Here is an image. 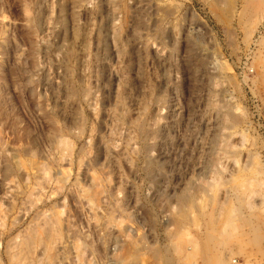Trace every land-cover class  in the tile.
I'll return each mask as SVG.
<instances>
[{"label":"rangeland","instance_id":"rangeland-1","mask_svg":"<svg viewBox=\"0 0 264 264\" xmlns=\"http://www.w3.org/2000/svg\"><path fill=\"white\" fill-rule=\"evenodd\" d=\"M243 1L0 0V264H204L210 218L235 226L229 263L264 264V19Z\"/></svg>","mask_w":264,"mask_h":264},{"label":"bare ground","instance_id":"bare-ground-1","mask_svg":"<svg viewBox=\"0 0 264 264\" xmlns=\"http://www.w3.org/2000/svg\"><path fill=\"white\" fill-rule=\"evenodd\" d=\"M233 1V0H232ZM264 1L263 0H244L243 1V3H242V5H241V7H243L242 9H241V12H239L237 15V20H238V22H244L245 23V25H246V23H249V24H252V23H254V21H253V19L256 17V19H257V21H262L263 19H264V3H263ZM213 3H215V2H213ZM215 4H217V3H215ZM213 5V6H215L217 9H218V11H220V14L217 12V10H215L216 12H215V18L217 17V19L221 22V23H227V22H229V17H228V15L226 14V13H230L231 12V14H232V12H233V9L235 8V7H233L234 5H233V3H231V4H229L228 2H226L225 3V5H220L219 4V2H218V4L219 5ZM214 7V8H215ZM211 8H212V6H211ZM214 10H212V12H213ZM211 12V13H212ZM245 13V14H244ZM227 15V16H226ZM230 16V15H229ZM232 17H233V15H232ZM232 17L230 16V18L232 19ZM254 17V18H253ZM246 19V20H245ZM256 19H255V21H256ZM245 20V21H244ZM242 22V23H243ZM256 23H258V22H256ZM225 25V24H224ZM248 26H250V25H248ZM246 29V28H245ZM247 30V29H246ZM78 35V32H74V36L76 37ZM248 35V34H247ZM263 39H264V36H263ZM260 41H262V40H260ZM264 41V40H263ZM262 41V42H263ZM261 44V43H260ZM261 58H262V56H261ZM259 61H258V63H257V68H259L261 71L260 72H262V76H260V77H264V57L262 58V59H259V58H257ZM252 62V61H251ZM254 64V63H253ZM254 70V69H253ZM261 78V79H262ZM264 80V79H263ZM86 93V92H85ZM140 131V130H139ZM60 144H62L63 145V147L65 146V147H67V145H69V143L67 144V142L66 141H60ZM61 146V145H60ZM69 147V146H68ZM62 150V149H61ZM252 158V157H251ZM249 159V158H248ZM250 162V161H249ZM236 164V163H235ZM251 165V164H250ZM19 166H20V168H21V164H19ZM243 167V166H242ZM249 168V167H248ZM245 169V168H244ZM247 169V168H246ZM245 169V170H246ZM242 170V169H241ZM253 170V169H252ZM10 171V170H9ZM249 171V170H248ZM245 172V171H244ZM255 177V176H254ZM233 179V178H232ZM256 180V179H255ZM227 181V180H226ZM252 181V180H251ZM234 182V183H233ZM250 181H248L247 179H245V176H243V175H241V176H238L235 180H232V185H234V186H232L233 187V191H234V193L236 194V199H237V201H239L240 202V199L241 198H243L242 196H241V198H240V192H241V195L244 193V188H245V190H247L246 188H250L251 186H250V184H254V182L253 183H249ZM231 186V185H230ZM244 187V188H243ZM253 188V187H252ZM242 191H243V193H242ZM249 191H252V190H249ZM194 194V193H193ZM249 198V197H248ZM183 200H185L186 198L185 197H183L182 198ZM181 199V200H182ZM227 201V200H226ZM230 202V201H229ZM206 204V203H205ZM205 204L203 203V205L205 206ZM250 204V203H249ZM202 205V207L204 208V206ZM227 205H229L228 203H227ZM226 206V205H225ZM227 207V206H226ZM230 207V206H229ZM202 208V209H203ZM230 209V208H229ZM232 209H234V208H231V210ZM179 210H181L180 208H179ZM215 210V209H214ZM219 210V209H218ZM221 210V209H220ZM188 211H189V209H188ZM205 211V210H204ZM209 211V210H208ZM181 212V211H180ZM219 212H221V211H219ZM228 213H230L231 211H227ZM226 211H225V214L227 213ZM182 213V212H181ZM184 213H186V212H184ZM184 213H182V214H184ZM211 213V212H210ZM228 213L226 214V215H224V220H226V218H225V216L228 218V216L230 215L231 216V214H232V212H231V214H229L228 215ZM191 214V213H190ZM177 215V214H176ZM184 215H186V214H184ZM183 215V216H184ZM192 215V214H191ZM210 215V214H209ZM181 216V215H180ZM214 216H215V214H214ZM219 216V215H218ZM194 217V225L195 226H197L198 224H197V222H198V220H196L197 218H195V215L193 216L192 215V218ZM211 217V216H210ZM232 217V216H231ZM221 218V217H220ZM213 220H214V218H212ZM218 220V219H217ZM228 220V219H227ZM229 220H232V218H230ZM59 221V220H58ZM219 221V220H218ZM56 222V221H55ZM183 222V221H182ZM202 222V221H201ZM52 223V222H51ZM216 223V222H215ZM225 223H226V221H225ZM207 224H209V226H210V229L206 232V234H205V236L203 237V238H200L199 240H197L195 243H192L191 244V246L193 247V249L194 248H196V250L200 253V255H201V258H202V260H203V262H204V264H231V263H229L228 261H227V259H226V255L227 254H230V252L229 253H227V250H228V248H229V245H230V242H229V240L231 239V237H233L232 236V227H235V226H232L231 228H229L230 227V225H229V227H227L226 226V224H224L223 223V225H222V227L223 226H225V227H223V229H222V227H221V230L218 232V231H215L214 229V222L211 220V218L209 219V221H208V223ZM228 224H233V223H228ZM218 225V224H217ZM219 227V226H218ZM218 229V228H217ZM29 230V229H28ZM36 230V229H35ZM30 231V230H29ZM233 231H235V228H233ZM28 232V231H27ZM32 232V235H33V231H30V233ZM35 232V231H34ZM38 232V231H37ZM177 232V231H176ZM204 232H205V230H204ZM256 234V233H255ZM55 235V234H54ZM26 236V235H25ZM23 237L22 238V240L20 241L21 242V246H20V250H18V251H22L23 252V250L25 249V248H27L28 249V247L27 246H30L31 245V241L33 242L34 240H32L34 237L33 236H35V235H33L32 237H31V239H30V237L28 236H26V237ZM31 236V235H30ZM56 236V235H55ZM181 236V235H180ZM179 236V237H180ZM237 236V235H236ZM253 240V239H252ZM256 238H254V240H253V242H256ZM179 241V240H178ZM183 241V240H182ZM181 241V242H182ZM14 243V242H13ZM12 243V244H13ZM180 243V242H179ZM136 244V243H135ZM178 243H176V245L174 244V248L176 249V251H177V253H178V255H180L181 254V256H183V258L182 259H184L183 260V262L184 261H187L188 259H192V257H190V253H188V254H186V253H184L183 251H182V248H181V246L182 245H180V246H178L177 245ZM133 245H134V243H133ZM189 248V247H188ZM139 249V248H138ZM9 250V249H8ZM226 250V252H224ZM25 251V250H24ZM28 251V250H27ZM131 251V250H130ZM175 251V250H174ZM232 252H234L233 250H231ZM262 251V250H261ZM132 252V251H131ZM186 252V251H185ZM193 252H195V251H193ZM19 253V252H18ZM18 253H17V251H16V255L15 256H11L12 257V259H11V262L14 260L15 261V259H16V257H18L19 255H18ZM14 254V253H13ZM192 254V253H191ZM22 256V255H21ZM25 256V255H24ZM128 256H130V255H128ZM156 256V255H155ZM195 256V255H194ZM230 256H232V254H230ZM123 257V256H122ZM157 257H158V259H160L163 263L162 264H169L170 262H171V258H170V256L169 255H167V254H164V253H157ZM133 258V257H132ZM194 258V257H193ZM19 260H20V258H18ZM130 259V258H129ZM190 259V260H191ZM231 260V259H230ZM18 261V260H17ZM173 261V260H172ZM182 261V260H181ZM128 262H129V260H128ZM159 262V261H158ZM121 263H123V264H128L127 262H126V260H124L123 258H121ZM161 263V262H160ZM186 263V262H185ZM14 264H16V263H14ZM28 264V263H27ZM32 264V263H31ZM192 264H193V262H192Z\"/></svg>","mask_w":264,"mask_h":264},{"label":"built area","instance_id":"built-area-1","mask_svg":"<svg viewBox=\"0 0 264 264\" xmlns=\"http://www.w3.org/2000/svg\"><path fill=\"white\" fill-rule=\"evenodd\" d=\"M251 74H253L252 70H249Z\"/></svg>","mask_w":264,"mask_h":264}]
</instances>
